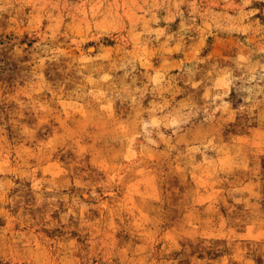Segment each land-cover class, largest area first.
Instances as JSON below:
<instances>
[{"label": "rangeland", "instance_id": "rangeland-1", "mask_svg": "<svg viewBox=\"0 0 264 264\" xmlns=\"http://www.w3.org/2000/svg\"><path fill=\"white\" fill-rule=\"evenodd\" d=\"M0 264H264V0H0Z\"/></svg>", "mask_w": 264, "mask_h": 264}, {"label": "bare ground", "instance_id": "bare-ground-1", "mask_svg": "<svg viewBox=\"0 0 264 264\" xmlns=\"http://www.w3.org/2000/svg\"><path fill=\"white\" fill-rule=\"evenodd\" d=\"M86 195V194H85Z\"/></svg>", "mask_w": 264, "mask_h": 264}]
</instances>
